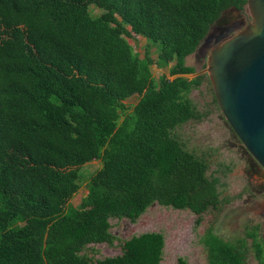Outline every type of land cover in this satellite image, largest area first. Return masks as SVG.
I'll return each instance as SVG.
<instances>
[{
  "label": "trees",
  "instance_id": "1",
  "mask_svg": "<svg viewBox=\"0 0 264 264\" xmlns=\"http://www.w3.org/2000/svg\"><path fill=\"white\" fill-rule=\"evenodd\" d=\"M247 2L0 0V264H163L160 231L127 238L115 256L85 249L115 241L112 218L135 221L155 203L198 221L222 210L230 197L209 155L178 134L205 116L191 97L204 75L185 76L197 71L186 59ZM132 32L148 41L143 57ZM153 64L169 75L155 78ZM94 160L101 166L73 206ZM258 231L226 239L209 228L210 264H247L251 250L264 264Z\"/></svg>",
  "mask_w": 264,
  "mask_h": 264
},
{
  "label": "rangeland",
  "instance_id": "2",
  "mask_svg": "<svg viewBox=\"0 0 264 264\" xmlns=\"http://www.w3.org/2000/svg\"><path fill=\"white\" fill-rule=\"evenodd\" d=\"M91 11L94 14L100 12L94 5L91 6ZM224 14L228 21L213 24L197 51L186 59L187 64L194 66L197 71L185 76L194 78L204 75L202 84L192 90L191 97L205 116L201 120L188 121L178 129V134L187 147L209 155L210 172L220 175L221 189L230 197V201L220 211L204 213L200 221V216L189 209H176L159 203L150 206L135 221L112 218L111 231L117 238L112 244H89L85 252L92 258L121 254L127 238L148 231H160L165 236L163 264H176L179 257L184 258L187 264H210L204 237L211 227L224 238L233 239L246 235L248 229L258 225L259 236L264 241V168L259 163H254L253 156L228 123L207 71L210 52L226 38L246 29L253 22V17L248 4L243 10L231 9ZM230 27L234 29L226 35ZM128 39L143 57L148 46L146 38L132 32ZM201 47H204L203 56L199 53ZM151 53L154 58L157 57L155 47H151ZM151 69L155 78L163 74L169 75V67L153 64ZM138 99L139 96L134 95L126 101L127 104L134 105ZM100 166L99 160L84 165L81 171V187L71 199V205H79L86 196L88 181ZM248 240L250 242L251 238ZM247 264H258L253 250L248 255Z\"/></svg>",
  "mask_w": 264,
  "mask_h": 264
},
{
  "label": "water",
  "instance_id": "3",
  "mask_svg": "<svg viewBox=\"0 0 264 264\" xmlns=\"http://www.w3.org/2000/svg\"><path fill=\"white\" fill-rule=\"evenodd\" d=\"M247 4L253 22L210 52L207 71L228 123L264 168V0Z\"/></svg>",
  "mask_w": 264,
  "mask_h": 264
},
{
  "label": "flooded vegetation",
  "instance_id": "4",
  "mask_svg": "<svg viewBox=\"0 0 264 264\" xmlns=\"http://www.w3.org/2000/svg\"><path fill=\"white\" fill-rule=\"evenodd\" d=\"M227 20V19H226ZM228 21V20H227ZM207 45V42L205 44V46ZM204 51V47H201V49H199V53L201 56H203L205 53L203 52Z\"/></svg>",
  "mask_w": 264,
  "mask_h": 264
}]
</instances>
